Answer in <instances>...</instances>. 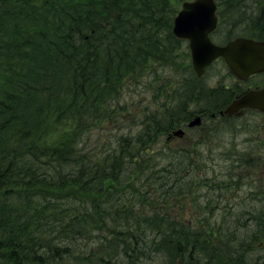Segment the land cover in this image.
<instances>
[{"label":"trees","instance_id":"obj_1","mask_svg":"<svg viewBox=\"0 0 264 264\" xmlns=\"http://www.w3.org/2000/svg\"><path fill=\"white\" fill-rule=\"evenodd\" d=\"M184 1L0 0V264H264V256H257L264 242V190L258 196L261 203L248 205L255 210L231 222L207 219L198 229L180 218L171 219L160 207L168 202L165 194L180 193L179 173L166 191L161 184L153 187L159 198H146L141 189L131 187L129 193L141 203H110L104 201L106 189L98 197L94 191L98 180L121 173L125 153L137 161L129 135L124 132L117 139L114 124L119 111L109 102L125 105L119 85L127 79L139 85L138 77L147 72L142 67L151 60L162 66L158 79L181 90L187 89L184 81L177 82L181 69L184 74L190 71L194 80L202 78L193 70L187 41L172 31ZM216 2L219 24L213 40L225 43L238 36L264 40V0ZM169 36L177 43L170 57L163 49ZM183 48L188 61L179 67L178 49L184 57ZM228 74L226 78L233 76ZM198 88L204 91L193 94L194 105L198 103L194 108L180 105L178 96L177 103L171 91L161 93L162 110L144 113L132 137L147 149L155 142L170 145L178 139L173 131L179 128L194 138L204 127L212 130L219 125L215 120L222 121L223 137L241 128L246 141L252 140L249 146H257L261 164L255 155L247 157L251 150L238 153V147L237 154L225 153L231 169L229 187L248 185L251 198L257 196L255 182L264 180V137L250 135L260 134V126L249 127L235 117H210L202 127H187L203 107L229 104L245 91V84ZM226 96L223 103L215 102ZM211 144L209 138L198 144L208 152L204 159L219 156L210 152ZM177 148L173 156L178 161L191 158L186 156L188 148ZM242 157L246 162L240 161ZM192 162L197 168L204 166ZM247 169L262 172L244 175ZM179 170L182 173L181 166ZM137 172L127 183L140 182ZM212 177V172H198L195 182L209 186ZM255 218L262 228L250 231L245 219ZM210 224L222 228L206 226ZM221 232L224 241L213 240Z\"/></svg>","mask_w":264,"mask_h":264},{"label":"rangeland","instance_id":"obj_2","mask_svg":"<svg viewBox=\"0 0 264 264\" xmlns=\"http://www.w3.org/2000/svg\"><path fill=\"white\" fill-rule=\"evenodd\" d=\"M169 37L170 43L165 42L167 47L163 46V49L169 51L170 57L171 51L174 52L176 50L177 43L171 39V36ZM155 51H158V55H160V50L157 49ZM166 51L164 54H166ZM178 53L181 62H177V65L180 67L186 61H188V57L184 48V57L181 55L182 52L179 49ZM160 59L161 58L159 57V62H161ZM142 68L147 72L142 73L138 77L142 81L139 85H136L133 82H129V79L124 80V82L119 85V88L121 89L120 91L122 92V101L123 104H125L121 106L124 107V109L120 110V103H118V101L115 99V102H113L112 100V102H109L110 104L115 103L116 108H118L117 111H119L116 120L117 122L114 124H117V136H119L117 139H119L120 135L124 134V132L126 135H129L128 144L130 146V149H132V153L135 155L137 161L135 162L128 153H125L124 159H126V162L119 169L121 173L116 178L111 177L113 179L102 178L101 180H98L96 182V189L94 190L96 196L98 197V193L101 190L106 189V199L104 201L110 203H141L138 202L140 200L139 197L130 194V190H132L131 187H135L138 190L141 189L142 192H144L146 198H159L160 194L158 192H154V190H156L157 188L153 187L161 184L162 189L166 191L168 185L172 186L173 182L177 181L176 173H179L180 175L178 181L176 182V187L177 189H179L180 193L173 195L167 193L165 195H167L168 197H165V201L168 202L160 203V207L170 213L171 219L180 218L181 221L188 222V224H191L193 227H196L198 229V227L206 224L207 219H209L210 223H214L215 220H219L220 223H223L224 218L227 221L231 222V220L234 221V217L243 215L247 210H255L254 208H251L252 206L248 205L250 203H261L258 196H260L264 190V180L258 183L255 182L258 194L256 193L257 196L255 195V197L253 198H251V195H249L250 191L246 189L247 187L244 188L245 186H243L242 189H238L236 187L230 188L229 182L231 180L229 171H231V169L229 168L230 166L227 167L228 164L224 158L228 156V154L226 155L225 153L237 154L236 151L238 147L240 149L238 153H248L251 150L252 153L247 156L250 157V159L254 158L253 155H255L256 158L257 156H259L258 151H256L257 146H254L253 148L249 146V143L252 140H248V142L246 141L247 138H245V135L242 134L243 131L241 128H238L236 130H229L227 135L224 134L223 137L219 132L222 121L218 120L216 122H218L219 125H215L212 130L208 127H204L206 131L204 129V132L200 134V136L198 137L200 139L192 137L193 135H186L184 138H178L179 140H174L170 145H166L161 142H155L153 143V145H149L147 149H145L144 147L142 148V145L139 146V144L136 143L135 139L132 137V135L136 133V129L138 128L136 126V123H138V121L143 117L144 113H147L149 111H159V109L162 110L160 103H162L161 97L163 95L161 93L165 94L166 92L171 91L173 92L174 97L176 98L175 101L177 103L178 96L180 105H190L192 108H194L198 103L194 105L193 100L195 97L193 94L198 90H203L198 88V86L203 84L207 89H213L215 85L219 86L220 81L218 82L217 80L227 73L226 68H224V66L222 65H218L217 63L215 66H212V68H210L202 78H195V80L190 75V71L188 74H184L183 69H181L179 76H177V82H180L181 80L184 81V83L187 85L186 90H181L178 86L175 87V84L169 85L165 80H159L158 74L161 71L162 66L159 65L158 62L151 60ZM144 75L146 76V79L144 78ZM227 80L230 85L234 82L231 77H229ZM262 80H264V77L255 76L248 81V84L250 86L259 83V85L261 86ZM227 98L228 96L216 100L215 102L223 103L227 100ZM149 114L152 115L150 112ZM240 119L246 120L247 126L249 127H252L254 125L261 127V133L258 134L257 131H252L253 135H250L252 136L250 139H259L264 137V113L249 111L244 117L242 116ZM124 125L126 126V130H124ZM130 126L131 128L128 130ZM93 127L97 126L93 125ZM211 133L213 135H211ZM255 133H257V137L255 136ZM112 138L114 140L116 139L115 137ZM207 138H209L212 143L210 145V149H212L210 150V152H212L213 155H219L215 160H211L209 158L204 159L205 157H207L208 152L203 148V146H198L199 143L206 140ZM119 142L120 140L117 141V145L119 144ZM180 143L181 145H179ZM230 144H232V146ZM177 147H179V150L183 151L184 149L188 148L189 150L187 151L186 156H190L191 158L188 159V161H186V159L183 162L178 161V159L173 156L174 154H176V151H178ZM196 148L200 152H202L198 154ZM139 150L141 151V153H139ZM253 152H255V154ZM159 157L164 160L159 162ZM192 160H198L204 166L197 168L196 166H194ZM240 161H242V163L246 162L243 160V157ZM249 161L250 160H248L247 162L249 163ZM258 161L259 160L257 158L256 162L259 163ZM170 163L173 164L175 168H172L170 166ZM259 164H261V162ZM141 166H145L144 170H141L139 168ZM146 166H148V168H146ZM180 166L183 169L182 173H180L179 170ZM243 168L245 169V167ZM138 169L141 170V172ZM136 171H138L137 176L141 177L140 182L127 183V181L130 180L132 174ZM170 171L173 172L171 173ZM198 172L213 173L212 180L209 181V183L211 184H209L210 188L209 186H207V184H205V182L204 185H201L200 183L196 184L195 178ZM261 172L262 171L260 169H256L254 171L253 169H247L243 171V174L251 176L252 173L255 174ZM150 173H152L153 175H150ZM119 176H121L120 181H118ZM246 178L248 181H250V177ZM103 179L106 180L102 182ZM146 190L152 192V194L150 192H147ZM101 202L104 203L103 200ZM224 203H234L238 208H227L228 205ZM245 220H248V222L244 225L248 226V230L250 231L262 228L263 223L261 222V224L260 221H258L256 218L252 220ZM206 226L221 227L218 224H210ZM202 230H206V227ZM147 234L149 235L150 231H148ZM220 234L221 235L219 236H213V240L220 238L219 240L224 241L225 233L221 232ZM148 241H150V238L148 239ZM259 244L260 242L256 245ZM262 244L263 246H259L261 248L258 249L257 252L259 253V255L257 256H264V242Z\"/></svg>","mask_w":264,"mask_h":264},{"label":"water","instance_id":"obj_3","mask_svg":"<svg viewBox=\"0 0 264 264\" xmlns=\"http://www.w3.org/2000/svg\"><path fill=\"white\" fill-rule=\"evenodd\" d=\"M215 0H187L174 19L173 33L178 38L187 39L191 51L194 70L198 76L217 58L223 57L232 72L240 79L264 72V40L239 36L226 44H216L210 34L217 28L218 15ZM245 108H255L264 112V86L243 93L225 109L232 115ZM201 118L195 117L189 125L196 126ZM184 130L174 131L183 136Z\"/></svg>","mask_w":264,"mask_h":264},{"label":"flooded vegetation","instance_id":"obj_4","mask_svg":"<svg viewBox=\"0 0 264 264\" xmlns=\"http://www.w3.org/2000/svg\"><path fill=\"white\" fill-rule=\"evenodd\" d=\"M218 63V65H222V66H224V68H226V71H227V73L225 74V75H223L220 79H218L217 81L219 82L220 81V83L221 84H224L225 86H229L230 87V83L228 82V80L226 79V76L227 75H230V74H228V71H230V73L232 74V72H231V70H229L228 69V66H227V64H226V62L224 61V59H222V58H219V59H217L214 63H212L210 66H208L207 68H206V71H205V74L207 73V71L210 69V68H212V66H215L216 64ZM262 73H264V72H262ZM204 74V75H205ZM259 74H261V73H259ZM259 74H254V75H252V76H250L246 81H242L241 79H239V78H237V77H235V79H236V82H239V83H241V82H243L244 84H245V91L244 92H246L247 90H249V89H251V88H256V87H259L260 85H259V83H257V84H255V85H250L249 86V84H248V81L249 80H251L252 78H254L255 76H257V75H259ZM233 75V74H232ZM217 85H215L214 87H216ZM237 97V96H236ZM235 97V98H236ZM234 98V99H235ZM229 104H226V105H212L211 107H203V111L204 112H200V113H198L195 117H200L201 118V123H200V125H198V126H192V128H196V127H202L203 126V123L207 120V119H209L210 117H212V118H214V119H220V118H224V117H227V118H232V117H235V118H241L242 116L244 117L246 114H247V112H249V111H251V110H253V111H255V112H260V110H258V109H255V108H247V109H243V110H241V111H239L238 113H235V114H233V115H228L227 113H224V111H225V109L227 108V106H228ZM206 109V110H205ZM260 113H262V112H260ZM194 117V118H195ZM194 118H192L190 121H188L187 122V127H191L190 125H189V123L194 119ZM215 121H218V120H215ZM215 121H213L212 123H214ZM186 131V130H185ZM200 131H202V129L200 130Z\"/></svg>","mask_w":264,"mask_h":264}]
</instances>
